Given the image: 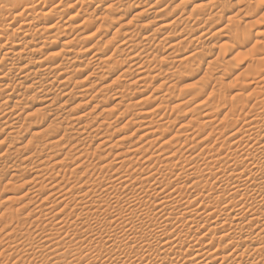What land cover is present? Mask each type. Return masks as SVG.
<instances>
[{
    "label": "rangeland",
    "instance_id": "1",
    "mask_svg": "<svg viewBox=\"0 0 264 264\" xmlns=\"http://www.w3.org/2000/svg\"><path fill=\"white\" fill-rule=\"evenodd\" d=\"M37 1L24 0L20 8L34 6ZM56 4L59 5V8L57 6L58 12L54 7ZM0 5L10 7L12 3L0 0ZM34 7L42 12L41 16L36 19L32 18L35 16L33 11H27L26 8L22 10L24 13L22 17L6 15L5 11L0 12L4 16L0 17V51L10 50V62L15 66L11 75L1 82L5 81L4 83L7 82L8 86L9 83L10 86H13L6 89V84L5 86L0 85L2 92H0V264H13L14 262L23 264L26 261L29 264H77L76 257L80 255L82 257L86 255L89 259L78 264H114L115 256L135 255L139 251L137 243H140V240L124 238L118 228L108 226L116 216H118L116 218H120L119 215L123 214L120 212L118 215L119 210L113 213L108 211L105 212L106 214L97 212L89 217L84 215L85 210L80 209L79 204L76 207L74 205L76 203L73 204V198L77 196L75 194L78 193L82 196L92 188L91 186L93 188L96 186L92 190H95L98 184L100 187L98 182L104 177L103 175L113 176L114 168L119 165L117 162L121 160H125V166H139L140 164L144 166L151 161H144V157L138 158L143 154L147 156L152 153V160H155L162 159L173 149H181L177 155H182V152L184 155L197 152L202 143L182 144L180 141L184 139L182 135L170 139L171 146L167 143L164 144L163 141L171 138L176 131L179 134L193 132L198 122L203 120L201 112L205 111L206 106L202 105H207L208 109L211 108L213 116L218 117H213L215 123L206 127L204 136L201 135L209 141L205 140L206 144L209 145L211 141V146L214 143L218 145L219 143L217 144L216 141L221 140L220 137L214 139L217 138L218 130L215 128H219V124H223L226 120L229 121V118H233V121L238 119L241 121L240 124H235L238 129L237 126L243 125L245 119L250 121L255 117L253 113L264 114V0H42ZM18 12H20L19 9ZM31 15L33 16L31 17ZM28 20L33 21L29 28L23 24L25 21L28 23ZM43 24L45 27L56 28L54 30L56 33L51 34L50 31L37 30ZM240 31H245L248 34L247 39H241L238 36ZM63 41L66 42L64 45ZM24 42L27 43L26 46H24ZM191 54H193V58H189ZM57 64H60L59 67L51 69ZM41 66H49V69L45 73L39 72L34 75L33 72ZM23 73H31V75L25 79L20 78ZM18 79H23V82ZM41 82L52 84L45 85V90L39 91L36 87ZM200 110L203 111L200 112ZM243 117H245L244 120ZM149 119H153L152 122H159L156 123L158 125L163 124V127L161 125L160 128H164V130L159 128L150 135L152 137L149 135L142 137L145 133V122L150 121ZM220 120L221 123H219ZM171 122L172 124H170ZM242 122L244 123L241 124ZM192 123L195 127H192ZM164 124L165 126L170 124L171 129L169 130V126L168 129H165ZM262 124L264 125L263 121ZM185 128L186 130H184ZM236 128L234 130H237ZM155 136L156 139L158 138L157 140H155ZM148 138L154 140L151 144H144ZM98 142L101 143L98 145ZM142 144H144V149L141 148L138 152L133 151ZM225 146H222L218 151L219 157L225 155ZM83 147L87 149V157L81 155ZM240 148L238 147V152ZM117 152H121L118 157L113 155ZM49 154L56 156L51 159ZM98 155L103 156L101 162L111 161L103 173H98L99 170L94 167L97 160L95 158ZM83 157L85 158L83 159ZM226 160L232 166L233 161L225 157L219 158L218 162L219 164H228ZM53 161L58 162V166L53 165ZM194 161L195 166L201 164L199 158L193 159ZM73 171L77 172L76 175H74L75 172L72 174ZM169 172L166 174L164 172V175L160 176L161 178L157 176V179L165 184L170 182L171 178H174L171 174L176 172V169ZM101 174L103 175L101 176ZM139 175H144L139 169L132 173L133 177ZM165 176L171 178L167 179ZM203 178L201 183L194 187L188 186L191 179L187 181L189 184L178 181L180 184L178 185L181 186L180 197L182 200L191 202L192 198L196 204L199 203V206L201 204L199 208L196 207L198 205H194L198 210L202 208V204L207 202L205 190L208 185L204 190L203 185L208 184V180L209 183L215 180L214 176H210L208 173L204 174ZM105 182L106 180H103L101 184ZM174 186H170L167 191H170ZM39 188L40 190H38ZM37 191L39 193L43 191V193L39 194ZM58 192L62 194L60 198H56L54 195ZM46 193L48 194L46 195ZM26 194L28 195L26 196ZM72 194L71 200H68L67 195L69 197ZM228 194L230 193L223 196ZM20 195H23L22 197L25 199ZM175 195L174 193L173 196ZM195 195H199L201 199ZM63 199H66L65 202L62 201ZM198 200L200 201L198 202ZM249 202L246 201L247 207L260 208L261 213H264L262 204L258 205L259 203H255L256 201ZM22 204L24 207H21ZM56 204L57 206H55ZM48 206L52 210H47L50 208ZM180 206L184 207L185 204ZM180 206L171 217H160L158 206L149 215L152 223L157 227L160 225L158 228L167 234L176 236L175 232L177 234L181 231L179 237L182 235V238H177V240L180 239V242L173 244L174 253L166 255L168 262L172 261L171 264H175L176 260L178 262L180 260L177 264L182 263L184 260L181 261L180 258L188 250L190 253L198 246L203 247V250H207L208 253L217 248V252L213 253V260L212 257L204 260L197 258L198 262L195 264H203L206 261L208 263L205 264H220L221 258L218 255H227L233 250L235 255L241 254L245 260L252 258L254 260L257 257V250H259V253L262 252L260 253L261 258L257 257V259H260L261 262L259 261L257 264H264V226H261V221L252 223L247 219L241 220L243 226L246 224L245 233L250 232L252 236H255L260 232V235L253 237L255 243L249 247L244 242L230 243L227 237H220L219 231L224 227H216L214 231L210 229V232L207 230L211 227L209 224L204 228H199L200 231H198L186 222H179L191 216L190 213H183V207ZM46 213L48 215H44ZM56 213L60 216L59 219L55 216ZM123 216L125 222L126 219L127 222L128 220L135 222L136 217L125 213ZM19 217L25 220V224H17ZM86 217L88 218L86 219ZM168 218L171 219V222L168 221ZM59 220H61V224H59ZM178 222L182 226L177 225ZM55 223L63 226L58 227ZM24 225H26L25 228ZM161 225L163 226L161 227ZM206 230L208 233H205L209 236L203 233ZM41 231L47 233V238L49 236L51 238L46 245L41 242L45 238H38V233ZM55 232L56 234H53ZM26 234L30 239L35 236L33 245L26 244L29 241ZM190 235L195 240L183 242V239H189ZM203 236L206 237L203 238ZM88 237L89 240L90 237H93L96 240L99 238L111 241L103 246L105 248L95 247L93 250L94 248H91L94 246L87 244ZM258 237L260 241L257 239ZM126 239L132 241L128 242ZM133 240L134 243L137 241L136 246ZM54 241L59 242L60 247H57L60 249L58 250L59 258L48 253L50 248L57 246L58 242L54 243ZM195 242L198 243L195 244ZM187 243L189 244L187 245ZM176 244L179 246L177 247ZM190 245L195 247H192V250L188 249ZM41 246H43L42 249H39ZM245 247L249 249L245 250ZM135 249H138L137 252ZM43 250L45 251L43 252ZM138 253L141 255V252ZM151 253H148L149 256L145 252L142 253V255L145 254L141 255L145 262H150L151 259L154 260L151 262L158 261L159 257H156L154 252ZM24 254L26 255L24 256ZM216 254L217 256H215ZM18 258L23 261L20 263L21 260L19 261ZM225 264H227L226 261Z\"/></svg>",
    "mask_w": 264,
    "mask_h": 264
},
{
    "label": "bare ground",
    "instance_id": "2",
    "mask_svg": "<svg viewBox=\"0 0 264 264\" xmlns=\"http://www.w3.org/2000/svg\"><path fill=\"white\" fill-rule=\"evenodd\" d=\"M2 2H11L12 3V6L10 7H7L5 5H0V12H3L5 11V14L6 15H13V16H16V17H22L24 15L23 13V9L26 8L27 11L29 10H32L33 13L35 14V16L31 15L32 18H38L40 17L41 15V11L40 9H35L34 6L38 5L42 0H38L34 6H27V7H22L20 8V5L21 3L24 1V0H1ZM101 1H106V0H101ZM61 2V1H60ZM63 5V4H62ZM59 8V5L56 4L55 7V10L58 12V8ZM41 7V6H40ZM43 7V6H42ZM41 7V8H42ZM18 9L20 12H18ZM17 13V14H16ZM0 17H4L0 14ZM24 20V19H23ZM33 20V19H32ZM31 20V21H32ZM40 20V19H39ZM24 22V21H23ZM36 23V22H35ZM43 23V22H42ZM24 25H27L28 28L30 27V25L33 24V21L30 22L28 20V23L25 21L23 23ZM41 24V23H40ZM38 29H41V30H46V31H50L51 34H54L56 32H54V30L56 28L52 27V26H48V27H45L44 24L42 26H39ZM36 30V32H37ZM57 31V30H56ZM57 36V35H56ZM56 36H54L56 38ZM238 36L241 38V39H247L248 37V34L245 32V31H240ZM58 37V36H57ZM148 39V37H147ZM63 45L64 43L66 42H62ZM26 42H24V46H26ZM1 48V46H0ZM14 48V47H13ZM10 50H7V51H0V85L1 86H5V84L7 85V82L6 83H1L4 79L6 80L7 77H9V75H11L12 73V69L15 68V66L13 65V63L10 62L11 60V55H10ZM16 53V52H15ZM193 54H191L189 56V58H193L192 57ZM190 60V59H188ZM31 61V60H29ZM184 61H186L184 59ZM37 62V61H36ZM60 64H57V65H54L51 67V69L54 67V68H57L59 67ZM53 68V69H54ZM47 69H49V66H41L39 69L35 70L33 72L34 75H37L39 72H43L45 73V71L47 72ZM62 73V72H61ZM32 74V75H33ZM146 74V73H145ZM31 73H23V75L21 74L20 75V78H26L27 76H30ZM144 75V74H143ZM147 75V74H146ZM142 78V77H141ZM145 78V77H144ZM34 79V78H33ZM19 80V79H18ZM22 80L23 82V79H20ZM19 80V81H20ZM40 80V79H39ZM31 81V80H30ZM35 81V80H34ZM21 82V81H20ZM19 82V83H20ZM33 83V81H31ZM18 83V82H17ZM39 83V82H38ZM30 84V83H29ZM34 84V83H33ZM33 84H31L32 86H34ZM52 83H47V84H43L42 82L40 84H38V86L36 87L37 89H39V91H43L45 90V85H51ZM246 84V83H245ZM12 85V84H11ZM241 85V84H240ZM9 86H10V83H9ZM9 86L7 85L6 86V89L9 88ZM13 86V85H12ZM10 86V87H12ZM249 86V85H248ZM30 88V87H29ZM35 88V90H36ZM243 88V87H242ZM11 89V88H10ZM4 90V88H3ZM1 92V90H0ZM2 93V92H1ZM5 93V92H4ZM42 93V92H41ZM9 94H10V91H9ZM12 94V92H11ZM239 94V93H237ZM2 95V94H1ZM246 98V97H245ZM13 99V98H12ZM243 99V98H242ZM238 100V99H237ZM245 100V99H244ZM2 101V100H1ZM6 101V100H5ZM4 102V101H3ZM49 102V101H48ZM237 102V101H236ZM257 102V101H255ZM131 103V102H130ZM228 103V102H227ZM1 104V103H0ZM49 104V103H48ZM14 105V104H13ZM47 105V104H46ZM197 104H195V107ZM199 105V104H198ZM231 105V104H230ZM236 105V104H235ZM233 105V106H235ZM2 106V105H1ZM45 106V105H44ZM129 106V105H127ZM202 106H206L205 107V111L203 110H200L203 111L201 112V117L203 118V120H200L196 126V129H193L194 131L190 133H185V134H179L178 131L175 132V134L169 138L168 140H166L165 142L163 141L164 144H169L170 145V139L172 140V138H176V137H179V136H184V139L183 140H180L182 142V144H189V143H195L194 145H196L197 143L201 142V147L200 149L195 152V153H191V154H183L182 152V155L181 154H178L179 152H181V149H173V150H170L169 153L166 154L165 157H163L162 159H155V160H152V153L149 154V155H140L138 156L139 157H144V161H147V160H150L151 162L146 164V165H142L140 164L139 166H135V165H128V166H125L124 165V161L125 160H121L119 162H117L119 165L114 168L115 170L113 171L114 175L113 176H105L103 174H101V176L103 175L104 177L102 178L103 180H106L105 183H102L101 184V181H103L102 179L100 180V187H99V184L97 186V188L95 190H92L93 186H91L92 188L90 190H88L86 192V194L83 196H81V194H75V195H80L81 197H74L73 198V204L75 205H80V209H84L85 213L84 215L86 214L87 216H92L93 214H97V212L101 213H105V212H108L110 211V213L119 210V212H117V214L119 215V213L121 212V214L125 213V214H129L130 216L132 217H136L135 219V222L134 221H129L127 222V219H126V222H125V218H122L123 214L122 215H119L120 218H122L121 220H119L120 218H116L118 216L115 217L114 220H112L110 222V224L108 225L110 228L113 227V228H118L119 229V232L121 231L122 232V236L124 238H127V239H135V240H140L139 242L140 243H136L138 244V248H139V251L138 252H141V255L143 252L147 253L146 255L149 256L148 253H151V252H154L157 256L156 257H159L155 262H150L147 261L145 262V260H143V257H141V255L137 252V250L135 252H137L135 255H128V254H123V255H119V256H115L114 257V264H171V262H168L167 260V256L166 255H170L168 253H174V249L175 247H173V244H175V242H180V239L177 240V238L179 237L181 231L178 232V230H176L178 233L176 234L175 232V235L172 234V235H169L167 234L166 232H164L162 229H159L158 227L160 226H156L155 224L152 223V220L151 218H149V215L151 213L152 210L154 209H157V206H158V213L160 214V217H165L167 218L168 216L171 217V215L174 214V211L180 206V205H183L185 204V206H180V207H183V213H190L191 216H188L189 218H186L185 220H182V221H179V222H186L187 224H189L190 226H192L193 228H195L196 230H198L199 228H204V226L206 225H209L211 227H209L207 230L210 231V229L212 231H214V229L216 227H224L222 228L219 232L220 234V237L222 236L223 238L224 237H227L228 240L230 241V243H237V242H244V244H247V246L255 243V239L253 237L257 236V235H260V232H258L255 236H252L251 233H245L244 232V229H245V225L243 226V222L241 221L242 219H247L249 222H259L261 221V226H264V213L262 214L261 211L258 209V208H254V206L252 207H247L248 205H245L246 204V201H250L249 203L251 202H255V203H259L258 205H263L264 206V125L262 124V121L264 123V114L261 115L260 112H254L252 111L253 115L255 117H253L250 121L248 119V121H246L247 119H245V117H243V120L245 121V124L244 122H242L241 124L243 125H240V126H237L238 129L235 127V124L239 123L241 121H239L238 119H236L235 121H233L232 119L233 118H229V121L226 120L223 122V124H219L217 123L218 126H220L218 129L215 128L216 130H218L216 132L217 134V138H214L215 140L218 139L219 137L221 138V140L217 142L218 145H215V143L211 146V141L208 145V143L206 144L205 143V140L207 139L206 137H202L201 135L204 136V132L206 131L205 128L208 127L209 125L212 126L211 123H215L213 122V119L214 118H218L216 115V117L213 116V112L208 109L207 105H202ZM241 106V105H239ZM17 107V106H16ZM43 107V106H42ZM194 107V108H195ZM199 107V106H198ZM229 107V105H228ZM263 107V106H262ZM46 108V107H45ZM260 108V107H259ZM17 109V108H16ZM203 109V107H202ZM233 109V108H232ZM231 109V110H232ZM235 109V108H234ZM151 110V109H150ZM247 110V109H246ZM252 110V109H251ZM148 111V110H146ZM228 111V110H227ZM239 111V110H238ZM145 112V111H144ZM230 112V111H229ZM232 112V111H231ZM251 112V111H250ZM217 113V112H215ZM249 113V112H248ZM164 115V114H163ZM228 115V114H227ZM232 115V114H231ZM234 115V114H233ZM238 115V114H237ZM236 115V116H237ZM252 115V114H251ZM242 116V114H241ZM240 116V117H241ZM245 116V115H244ZM214 117V118H213ZM223 117V116H222ZM225 117V116H224ZM231 117V116H230ZM251 117V116H250ZM161 118V117H160ZM159 118V119H160ZM242 118V117H241ZM106 119V118H105ZM225 119V118H224ZM228 119V118H227ZM235 119V117H234ZM17 120V119H16ZM145 121V118L143 119ZM142 120V121H143ZM150 121H146L145 122V133H143L142 137L143 136H147V135H152L153 133H155L157 130H159V128L163 127V124L161 125H158L156 123H159V122H152L153 119H149ZM161 120V119H160ZM217 120V119H216ZM214 120V121H216ZM241 120V119H240ZM7 121V120H6ZM14 121V120H13ZM158 121V120H157ZM192 121V120H191ZM218 121V120H217ZM216 121V122H217ZM15 122V121H14ZM129 122V121H128ZM222 121L220 120L219 123H221ZM106 123V122H105ZM189 123V122H188ZM191 123V122H190ZM110 124V123H109ZM172 124V122L170 123ZM168 124L169 126V130L171 129V125ZM193 124V123H192ZM250 124H253V125H250ZM144 125V124H143ZM214 125V124H213ZM100 126V125H99ZM109 126V125H108ZM168 126H165L164 124V127L165 129L167 128L168 129ZM210 126V127H211ZM192 127H195L194 124ZM216 127V126H214ZM143 128V129H144ZM187 129H189L188 127H186ZM186 128L184 130H186ZM234 128H236L237 130H234ZM83 129V128H82ZM97 129V128H96ZM162 130H164V128H160ZM211 129V128H209ZM214 129V128H212ZM214 129V131H215ZM191 130V129H189ZM231 130V131H230ZM85 131V130H84ZM160 132H163V131H160ZM185 132V131H184ZM209 132H212V131H209ZM84 133V132H83ZM211 134V133H210ZM209 135V134H208ZM140 136V135H139ZM148 136V137H149ZM201 136V137H200ZM141 137V136H140ZM152 137V136H150ZM158 137V136H157ZM147 138V137H146ZM158 139V138H157ZM156 139V136H155V140ZM88 140V139H87ZM120 140V139H119ZM154 139H147V141L144 142L145 143H150L153 141ZM174 140V139H173ZM207 142H209L208 140H206ZM172 142V141H171ZM101 142H98V145L100 144ZM142 144L141 146L135 148L133 151H139L141 150V148H143V145ZM172 144V143H171ZM187 144V145H188ZM226 145V146H225ZM171 146V145H170ZM183 146V145H182ZM222 146H225L226 148V151H225V155L224 156H220V154L217 155V153H219L218 151L221 149ZM235 147V148H234ZM238 147H241L239 152L237 151ZM88 148V147H87ZM145 148V147H144ZM143 148V149H144ZM190 148V147H189ZM199 148V147H198ZM234 148V149H232ZM19 150H20V147H19ZM51 150V149H50ZM70 150V149H69ZM180 150V151H179ZM54 151V150H53ZM49 153V152H48ZM55 153V152H54ZM53 153V154H54ZM82 154L81 155H84L85 157L88 156V152H87V149L86 147H83L82 149ZM4 154V153H3ZM46 154V153H45ZM58 154V153H57ZM68 154V153H67ZM91 154V152H90ZM89 154V155H90ZM40 155V154H39ZM44 155V154H43ZM48 155V154H46ZM80 155V156H81ZM107 155H109V153H107ZM115 155L116 157H118L119 155H121V152H117V154H113ZM41 156V155H40ZM50 156V154H49ZM56 156V155H55ZM54 155H51V159L53 157H55ZM79 156V157H80ZM184 156V157H183ZM45 157V156H44ZM83 157V159L85 158ZM133 157H136V156H133ZM221 157H225V158H228V160H232L233 161V164L232 166L229 165V162L228 164H219L218 160L219 158ZM49 158V157H48ZM63 158V157H62ZM61 158V159H62ZM137 158V159H138ZM195 158H199L201 160V164L199 166H195V161L193 162V159ZM47 159V158H46ZM58 159V158H57ZM66 159V157H65ZM96 162H95V169L96 170H99L98 173L104 171L105 168H107L110 164H111V161H107V162H101V160L103 159V156H100L98 155ZM57 161V160H56ZM52 162V161H51ZM199 162V161H198ZM225 162V161H224ZM40 163V162H39ZM58 162H55L53 161V165H57ZM78 163V162H77ZM152 163V166H150V164ZM25 165V164H24ZM62 165V164H61ZM60 165V166H61ZM91 165V164H90ZM89 165V166H90ZM81 166V165H80ZM93 166V165H91ZM200 166H202L201 168H199ZM22 167V166H21ZM76 168V167H75ZM74 168V169H75ZM93 168V167H92ZM137 169L141 170L142 173H144V175H139L137 177H133L132 176V173L134 171H136ZM176 169V172H174L173 174H171V176H173L174 178H171V181L166 183L165 182H162L161 180L157 179V176L159 178H161L165 172L166 173H170L169 171H172L174 170L175 171ZM30 170V169H29ZM85 170V169H84ZM89 170V169H88ZM95 170V171H96ZM19 172V170H18ZM39 172V171H38ZM75 171H73L72 174H74ZM86 172V171H84ZM40 173V172H39ZM47 173V172H46ZM77 172H75L74 175H76ZM83 173V172H81ZM89 173V171H88ZM107 173V172H106ZM105 173V174H106ZM206 173H208L210 176H214L215 180L212 181L211 183H209V180L207 181L208 184H205L203 185V190L205 189L206 187V198L207 200L204 198V200H206L207 202L203 205L202 204V208L200 210H198L197 208H199L201 206H199V203L196 204L195 201H193V199L191 198V202H185L182 200V197L181 196V193L180 192V188L181 186H179L180 182L181 183H184L189 180V184L188 186H191V187H194V186H198L200 183H201V179H204V174L206 175ZM36 174V173H34ZM41 174V173H40ZM39 176V175H38ZM50 176V175H49ZM161 176V177H160ZM41 177V176H40ZM39 177V178H40ZM167 176H165L166 178ZM167 177V179H168ZM32 178V177H31ZM35 178V177H34ZM46 178V177H45ZM211 178V177H210ZM213 178V177H212ZM211 178V179H212ZM33 179V178H32ZM41 179V178H40ZM100 179V178H99ZM177 182H176V180ZM42 180V179H41ZM90 180V179H89ZM97 180V179H95ZM164 180V179H163ZM180 180V181H179ZM40 181V180H39ZM76 181V180H75ZM78 181V184H79V179L77 180ZM84 181H87V180H84ZM169 181V180H168ZM179 181V183H178ZM205 181V180H204ZM74 182V181H73ZM83 183V181H80ZM151 182V183H149ZM39 183V182H37ZM77 183V182H76ZM94 183V182H93ZM13 184V183H12ZM29 184V183H28ZM36 184V183H35ZM72 184V183H71ZM87 184V183H85ZM165 184V185H164ZM176 184V186H174ZM179 184V185H178ZM185 184V183H184ZM18 185V184H17ZM39 186V184H37ZM41 185V184H40ZM82 185V184H81ZM93 185V184H92ZM96 185V184H95ZM94 185V186H95ZM164 185V186H163ZM174 186L170 191H167L168 188L170 186ZM23 186V185H22ZM89 186V185H88ZM37 187V186H36ZM76 187V186H75ZM87 187V186H86ZM96 187V186H95ZM94 187V188H95ZM190 187V188H191ZM19 188V187H18ZM30 188V187H29ZM67 188V187H66ZM88 188V187H87ZM93 188V189H94ZM189 188V189H190ZM185 189V188H184ZM193 189V188H192ZM201 189V188H199ZM197 189V191L199 190ZM40 190V188L38 189ZM47 190V189H46ZM54 190V189H53ZM62 190V189H61ZM66 190V189H65ZM86 190V189H85ZM84 190V191H85ZM92 190V191H91ZM188 190V189H187ZM195 190V189H193ZM26 191V190H25ZM31 191L33 192V190L31 189ZM52 191V190H51ZM60 191V190H59ZM90 191V192H89ZM183 191V190H182ZM200 191V190H199ZM38 192V191H37ZM49 192V191H48ZM62 192V191H61ZM61 192H58V193H55L54 195L56 196V198H60L62 196ZM64 192V191H63ZM184 192V191H183ZM186 192V190H185ZM202 192V191H200ZM35 193V192H34ZM39 193V192H38ZM37 193V194H38ZM40 193H43L40 192ZM39 193V194H40ZM67 193V192H66ZM70 193V192H69ZM174 193L176 194L175 196ZM195 193V192H194ZM199 193V192H197ZM203 193V192H202ZM226 193H230L228 194L227 196H223L224 194ZM17 194V193H16ZM48 193H46L47 195ZM28 194H26L27 196ZM35 195V194H34ZM52 195V194H51ZM186 195V194H184ZM182 195V196H184ZM202 195V194H201ZM21 196V195H20ZM19 196V197H20ZM23 196V195H22ZM21 196V197H22ZM24 196H25V193H24ZM54 196V199H56ZM65 196V195H63ZM73 194L71 196L68 197L67 195V198L68 200H71ZM20 197V198H21ZM50 197V196H49ZM71 197V198H70ZM195 197H199V195H195ZM24 198V197H22ZM45 198L48 200V198L45 196ZM51 198V197H50ZM185 198V197H184ZM16 199V198H14ZM25 199V198H24ZM30 199V198H28ZM37 199V198H36ZM198 199H201V197H199ZM27 200V199H26ZM50 200V199H49ZM66 199H63L62 201H64ZM203 200V199H202ZM21 201V199H20ZM51 201V200H50ZM200 200H198L199 202ZM15 202V201H14ZM23 202V201H22ZM55 202V201H54ZM58 202V201H57ZM60 202V201H59ZM65 202V201H64ZM71 202V201H70ZM69 202V203H70ZM30 203V202H29ZM41 204V203H40ZM39 204V205H40ZM254 204V203H253ZM252 204V205H253ZM49 205V204H48ZM78 205V206H79ZM194 205H198V206H194ZM251 205V204H250ZM57 206V204L55 205ZM194 206V208H192ZM21 207H24L23 204ZM26 207V206H25ZM37 207V206H35ZM50 207V206H48ZM61 207V206H60ZM64 207V206H63ZM55 208V207H54ZM53 208V209H54ZM73 208V206H72ZM71 208V209H72ZM192 208V209H191ZM228 208H230V210H228ZM33 209V208H32ZM46 209V208H45ZM51 207L47 210H50ZM63 209V208H61ZM77 209V208H75ZM180 209V208H179ZM52 210V209H51ZM74 210V208H73ZM33 211H35L33 209ZM32 211V212H33ZM42 212V210H40ZM64 211V210H63ZM78 211V210H77ZM178 211V210H177ZM15 212V211H14ZM20 212V211H19ZM37 212V211H36ZM49 212V211H48ZM54 212V211H53ZM62 212V211H61ZM60 212V213H61ZM75 212V211H74ZM115 212V213H116ZM18 213V212H17ZM38 213V212H37ZM40 213V212H39ZM44 213V212H43ZM64 213H66L64 211ZM80 215V212H78ZM181 213V212H180ZM204 213V215H202ZM1 214V213H0ZM27 214V213H26ZM30 215H32L31 213H28ZM27 214V215H28ZM106 214V213H105ZM156 214V213H155ZM3 215V214H2ZM9 215V214H8ZM13 215V214H12ZM12 215H10L12 217ZM37 215V214H35ZM44 215H48L47 213L44 214ZM61 215V214H60ZM84 215H82L84 217ZM153 215V214H152ZM158 215V214H157ZM9 216V217H10ZM51 216H52V211H51ZM50 216V217H51ZM55 216H57V218L59 219L60 216L58 215V213L55 214ZM81 216V217H82ZM128 216V215H127ZM15 217V215H14ZM37 217V216H35ZM49 217V218H50ZM71 217V216H70ZM76 217V216H75ZM82 217V218H83ZM114 217V216H113ZM124 217V216H123ZM156 217V216H155ZM159 217V218H160ZM169 217V218H170ZM24 218V217H23ZM53 218V217H52ZM65 218V217H64ZM88 217H86L87 219ZM108 218V217H107ZM127 218V217H126ZM129 218V217H128ZM146 218V220H145ZM168 218V219H169ZM22 218H18L17 219V224L19 225H23L25 224V220H21ZM25 219V218H24ZM44 219V218H43ZM42 219V220H43ZM54 219V218H53ZM66 219V218H65ZM74 219V217H73ZM95 219V217H94ZM97 219V218H96ZM173 219V218H172ZM183 219V218H181ZM40 220V219H39ZM51 220V219H50ZM49 220V221H50ZM78 220V219H77ZM81 220V218H80ZM84 220H85V217H84ZM93 220V219H92ZM137 220V221H136ZM154 220V219H153ZM162 220V219H161ZM171 219H169L168 221H170ZM9 221V219H8ZM65 221V220H64ZM76 221V219H75ZM79 221V220H78ZM89 221V220H88ZM149 221V222H148ZM164 221V219H163ZM51 222V221H50ZM57 222V221H55ZM60 222V223H59ZM59 224H61V220H59ZM63 222V221H62ZM69 222V221H67ZM85 222V221H84ZM102 222V221H101ZM158 222V221H157ZM165 222V221H164ZM163 222V223H164ZM171 222V221H170ZM175 222V221H174ZM178 222V223H179ZM16 223V222H15ZM29 223V222H28ZM58 223H55V225H58ZM73 223H76V222H73ZM42 224V223H41ZM63 224V223H62ZM67 224V223H66ZM65 224V225H66ZM158 224V223H157ZM186 224V225H187ZM3 225V224H2ZM18 225V227H19ZM30 225V224H29ZM71 225V224H70ZM69 225V226H70ZM74 225V224H73ZM174 225V224H173ZM177 225H180L182 226L180 223L177 224ZM188 225V226H189ZM50 226V225H49ZM60 226H63V225H58V227ZM107 226V225H105ZM163 225H161L162 227ZM179 226V227H180ZM184 226V225H183ZM248 226V225H247ZM260 226V227H261ZM4 227V226H3ZM26 227V225H24V228ZM28 227V226H27ZM44 227V226H43ZM82 227V226H81ZM108 227V228H109ZM178 227V226H177ZM186 227V226H184ZM20 228V227H19ZM19 228H16V229H19ZM53 228V227H52ZM188 228V227H187ZM190 228V227H189ZM247 228V227H246ZM250 228V227H249ZM247 228V229H249ZM23 229V228H22ZM43 229V228H41ZM114 229V231H115ZM165 229V228H164ZM178 229V228H177ZM183 229V227H182ZM21 230V229H20ZM19 230V231H20ZM26 232L28 231V228L25 229ZM36 230V229H35ZM44 230V229H43ZM50 230V229H49ZM54 230V229H53ZM57 230V229H56ZM60 230V229H59ZM104 230H107L104 228ZM103 230V231H104ZM112 230V229H111ZM167 230V228H166ZM187 230V229H186ZM204 231L203 233L207 232ZM9 231V229H8ZM90 231V229H89ZM118 231V230H117ZM184 231V230H183ZM182 231V232H183ZM188 231V230H187ZM200 231V230H198ZM253 231V230H252ZM22 232V231H21ZM44 231H41L39 234V237L38 238H45L44 240H41V242H44L45 245L47 242H50V239L51 238H47V233H42ZM57 232V231H56ZM53 233V234H56ZM109 232H112V231H109ZM120 232V233H121ZM195 232V231H193ZM211 232V231H210ZM255 232V231H254ZM257 232V231H256ZM263 232V231H262ZM20 233V232H18ZM59 233V232H58ZM106 233V232H105ZM108 233V232H107ZM116 233V232H115ZM172 233V232H171ZM184 235H185V232H183ZM188 233H190V231H188ZM196 233V232H195ZM198 233V232H197ZM208 233V232H207ZM215 233V232H213ZM50 234V233H49ZM114 234V233H113ZM199 234H202V233H199ZM216 234V233H215ZM214 234V235H215ZM219 234H218V237H219ZM254 234V233H253ZM263 234V233H262ZM15 235V234H14ZM63 235V234H62ZM66 235V234H65ZM88 235V233H87ZM194 235V234H193ZM205 235H208L209 234H206ZM212 235V234H211ZM210 235V236H211ZM5 236V235H4ZM13 236V234H12ZM17 236V235H16ZM26 236L29 238V236L26 234ZM38 236V235H37ZM76 237V235H74ZM86 236V235H85ZM113 236V235H112ZM116 237V235H114ZM121 236V237H122ZM174 236V237H173ZM182 236V235H181ZM179 237V238H182V237ZM186 236V235H185ZM192 235H190V238L188 239H183V242H192L191 239H194L191 237ZM198 236V235H197ZM31 237V236H30ZM35 237V236H34ZM32 238L30 239L29 238V241H27L26 244H29V245H33V241L35 238ZM87 237V236H86ZM100 237H103V236H100ZM105 237V236H104ZM120 237V239H121ZM206 237V236H205ZM203 236V238H205ZM13 238V237H12ZM11 238V239H12ZM85 238V237H84ZM196 238V237H195ZM217 238V237H216ZM226 238V240H227ZM263 238V237H262ZM10 239V238H9ZM78 239H79V236H78ZM115 239V238H113ZM126 239V240H127ZM218 239V238H217ZM258 240L260 239L259 237L257 238ZM26 240V239H25ZM58 240V239H57ZM81 240V238H80ZM79 240V241H80ZM85 240V239H83ZM82 240V241H83ZM86 240H89V237L88 239ZM177 240V241H176ZM195 240V239H194ZM210 240V239H209ZM222 240V239H221ZM225 240V241H226ZM257 240V241H258ZM19 241V240H18ZM52 241V240H51ZM59 241V240H58ZM57 241V242H58ZM62 241V240H61ZM111 241V240H110ZM109 239H97L93 237L91 238L90 237V240L87 244H89V246H94V247H90L91 249L95 250V247L97 248H100V247H103L105 244L109 243L110 242ZM128 242L129 241H132V240H127ZM260 241V240H259ZM10 242V241H9ZM8 242V243H9ZM12 242V241H11ZM54 241V243H57ZM60 242V241H59ZM59 242L57 243V246L53 247L52 249L50 248V251L48 252V249L46 250L48 253L52 254L53 256H56L57 258L58 257V250L60 249H57V247H60L59 246ZM189 242V243H190ZM199 242V241H198ZM198 242H195V244H197ZM208 242V241H207ZM39 242H37V245ZM44 243H40V244H44ZM133 243H134V240H133ZM136 243L135 246L137 245ZM187 243V245L189 244ZM19 244V243H18ZM93 244V245H91ZM9 245V244H8ZM53 245V244H52ZM55 245V244H54ZM109 245V244H108ZM155 245V246H154ZM177 245V244H176ZM181 245V244H180ZM260 245V243H259ZM19 246V245H18ZM22 246V245H21ZM111 246V245H110ZM175 246V245H174ZM179 246V244L177 245V247ZM13 247V246H12ZM15 247V246H14ZM43 246H41V248L39 249H42ZM45 248H47L46 246H44ZM181 247V246H180ZM194 248L195 246H191L188 247V249H191V248ZM228 247V246H227ZM244 247V246H243ZM250 247V246H249ZM254 247V246H252ZM257 247V246H256ZM31 248V247H30ZM71 248V247H70ZM105 248V247H103ZM210 248V247H208ZM248 248V247H247ZM245 247V250L247 249ZM204 248L202 247H195L194 250H192V252L188 253L190 250H188V252L183 255L180 259L181 261H183L182 263L180 264H195L198 262V260L196 261V259H200L202 258L201 260H204L205 258L207 259H210L212 257V255L214 256L213 253H216V249L213 250L212 252L208 253L207 250H203ZM206 249V248H205ZM219 249V248H218ZM236 249V248H235ZM249 249V248H248ZM259 249V248H258ZM4 251V250H3ZM45 250H43L44 252ZM97 251V250H96ZM101 251V250H100ZM210 251V250H209ZM237 251V250H236ZM253 251V250H252ZM38 252V251H37ZM42 252V251H41ZM42 252V253H43ZM63 252V251H62ZM88 252V251H87ZM124 252V251H123ZM182 252V251H181ZM234 252V250H233ZM232 251L227 254V255H218L220 258H221V261H220V264L223 263L225 264V261L227 262V264H257L260 259H257V257H260V252L259 253V250H257V257H255V259L253 260V258L249 261L245 260L244 256L241 255V254H237L235 255ZM88 253H91V252H88ZM107 253V252H106ZM113 253V252H112ZM180 253V252H179ZM239 253V252H238ZM35 254V253H34ZM86 254V253H85ZM153 254V253H151ZM165 254V255H164ZM178 254V253H177ZM245 254V252H244ZM249 254V253H248ZM254 254V253H252ZM26 254H24L25 256ZM51 255V256H52ZM98 255V254H97ZM106 255V254H105ZM145 255V254H144ZM142 255V256H144ZM154 255V254H153ZM152 255V256H153ZM161 255H164L163 257ZM23 256V258H25ZM36 256V254H35ZM76 256V255H75ZM151 256V255H150ZM174 256V255H173ZM172 256V257H173ZM179 256V255H178ZM181 256V255H180ZM217 256V254L215 255ZM263 256V255H262ZM72 257V256H71ZM110 257V256H109ZM147 257V256H146ZM251 257V256H249ZM253 257V255H252ZM74 258V257H73ZM72 258V259H73ZM76 263L78 264L79 262L81 261H86V259L88 260L89 257H87L86 255L84 257H82L81 255L79 257H76ZM148 258V257H147ZM152 258V257H150ZM218 258V257H217ZM216 258V259H217ZM244 258V260H243ZM261 258V257H260ZM91 259V258H90ZM93 259V258H92ZM149 259V258H148ZM155 259V257H154ZM177 259V258H176ZM213 260V257L211 258ZM219 259V258H218ZM257 259V260H256ZM16 260V259H15ZM18 260L20 261L21 259L18 258ZM26 260V259H25ZM24 260V261H25ZM28 260V259H27ZM220 260V259H219ZM23 261V259L20 261V263ZM167 261V262H166ZM175 261V260H174ZM11 262V261H10ZM14 262V261H13ZM28 264L29 262L26 261ZM26 262H24L23 264H25ZM65 262V261H64ZM63 262V263H64ZM109 262H111V260H109ZM177 260L175 262V264H177ZM180 262V260H179ZM178 262V263H179ZM261 262V261H260ZM1 263V262H0ZM17 262H14L13 264H15ZM33 263V261H32ZM35 263V262H34ZM66 263V262H65ZM203 263V262H202ZM205 263H208L207 261ZM203 263V264H205ZM11 264V263H10ZM19 264V263H18ZM31 264V263H30ZM67 264V263H66ZM70 264V263H69ZM199 264V263H198Z\"/></svg>",
    "mask_w": 264,
    "mask_h": 264
}]
</instances>
